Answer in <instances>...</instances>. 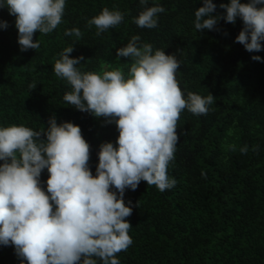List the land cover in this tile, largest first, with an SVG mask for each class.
Masks as SVG:
<instances>
[{
	"label": "trees",
	"instance_id": "trees-1",
	"mask_svg": "<svg viewBox=\"0 0 264 264\" xmlns=\"http://www.w3.org/2000/svg\"><path fill=\"white\" fill-rule=\"evenodd\" d=\"M213 2L217 15L225 12L219 5L230 0ZM153 3L165 11L158 14L157 27L149 29L133 19L142 10L140 0H66L58 28L37 32L40 48L27 51L17 42L15 16L0 8V20L9 23L0 29V125L41 130L53 115L58 123L80 125L95 175L100 145L115 142L119 132L115 123L63 100L70 86L53 70L58 54L74 46L70 55L84 57L78 65L82 71L101 73L116 65L125 74L132 61L118 57L117 49L132 36L154 50L177 54L182 90L210 92L214 103L206 115L186 109L180 114L179 139L167 168L177 181L174 187L161 192L141 181L125 191V203L133 208L126 217L133 243L117 257L120 264H264V62L252 59L264 57V50L250 53L236 42L240 19L236 24L221 19L216 30H196L194 14L202 0H150L149 6ZM105 7L120 10L124 20L97 35L88 20ZM72 28L81 35L65 36ZM48 176L45 169V188ZM0 264H20L14 246H0Z\"/></svg>",
	"mask_w": 264,
	"mask_h": 264
},
{
	"label": "clouds",
	"instance_id": "clouds-1",
	"mask_svg": "<svg viewBox=\"0 0 264 264\" xmlns=\"http://www.w3.org/2000/svg\"><path fill=\"white\" fill-rule=\"evenodd\" d=\"M149 3L140 0L142 10L133 18L141 28H156L158 14L165 11ZM202 5L194 14L196 30H216L221 19L232 24L240 19L236 42L250 53L264 50V0H230L219 5L225 12L217 15L213 0H202ZM65 7L66 0H0V8L15 16L21 51L39 49L34 35L57 29ZM123 20L120 10L105 7L88 25H95L99 35ZM8 26L0 20V29ZM64 34L79 37L81 32L72 28ZM73 51L74 46L64 48L53 66L70 86L63 100L115 123L119 135L100 145L94 175L80 125L58 123L54 115L41 130L0 125V246H14L20 264H120L117 253L133 243L126 219L133 208L125 203V191L141 181L161 192L176 185L167 168L179 139L180 114L186 109L206 115L215 99L210 92L182 90L177 54L141 44L139 36L117 49L118 57L131 58L127 74L120 69L82 71L78 65L84 57L70 55ZM252 59L264 62L259 55ZM45 169L46 188L41 179Z\"/></svg>",
	"mask_w": 264,
	"mask_h": 264
},
{
	"label": "rangeland",
	"instance_id": "rangeland-1",
	"mask_svg": "<svg viewBox=\"0 0 264 264\" xmlns=\"http://www.w3.org/2000/svg\"><path fill=\"white\" fill-rule=\"evenodd\" d=\"M113 69H120L121 71H123V72H124V70H123V69H121V67H120V66H118V67H117V66L115 65V66L113 67ZM113 69H112V70H113ZM115 141H116V140H115Z\"/></svg>",
	"mask_w": 264,
	"mask_h": 264
}]
</instances>
